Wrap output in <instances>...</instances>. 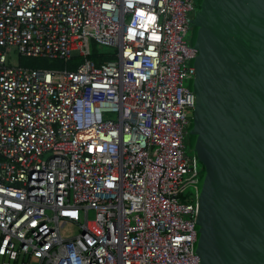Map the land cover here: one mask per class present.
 Masks as SVG:
<instances>
[{"label": "built area", "instance_id": "obj_1", "mask_svg": "<svg viewBox=\"0 0 264 264\" xmlns=\"http://www.w3.org/2000/svg\"><path fill=\"white\" fill-rule=\"evenodd\" d=\"M195 4L0 0V264L199 263Z\"/></svg>", "mask_w": 264, "mask_h": 264}, {"label": "water", "instance_id": "obj_2", "mask_svg": "<svg viewBox=\"0 0 264 264\" xmlns=\"http://www.w3.org/2000/svg\"><path fill=\"white\" fill-rule=\"evenodd\" d=\"M198 4L188 129L203 164L198 264H264V0Z\"/></svg>", "mask_w": 264, "mask_h": 264}, {"label": "rangeland", "instance_id": "obj_3", "mask_svg": "<svg viewBox=\"0 0 264 264\" xmlns=\"http://www.w3.org/2000/svg\"><path fill=\"white\" fill-rule=\"evenodd\" d=\"M196 3H199V0H196ZM198 7V6H197ZM197 10L195 11H190L189 12V18H194L197 15ZM192 36H193V28H190L189 31L187 32V34L185 35V40L192 45ZM88 46H89V51L90 53H93L94 51L98 52V53H114L115 49L112 46H106V45H100V44H94L92 41L87 40ZM9 58L10 60L13 62V64H18L19 62H21V58L19 57V54L17 53V51L12 48L11 51L9 52ZM25 60L29 59V58H24ZM192 64V60L190 62ZM60 65H64V63H59ZM194 77V76H193ZM185 78L184 84L186 86H188L190 88V83H191V79L193 78ZM190 126V120H189V124H188V128ZM185 144H186V149H185V153L186 155L193 159L194 151L192 149L191 146V141H190V135L187 134L185 137ZM196 169L199 173L202 172L203 170V164L197 159L196 163H195ZM188 176V175H185ZM199 178V176H198ZM182 194L184 197H188L189 200H193V196L196 194V190L193 187H188V188H184L182 190ZM193 203L196 204V201L193 200ZM63 233L68 234H74L77 233V230H75L74 228L71 227V225H67L64 229H63Z\"/></svg>", "mask_w": 264, "mask_h": 264}, {"label": "trees", "instance_id": "obj_4", "mask_svg": "<svg viewBox=\"0 0 264 264\" xmlns=\"http://www.w3.org/2000/svg\"><path fill=\"white\" fill-rule=\"evenodd\" d=\"M91 58L96 60L98 63H102L105 62L106 60L112 59L114 58V53H98L96 51H94L91 55ZM21 63L24 65H29V66H40V65H44L43 62L39 61L38 58H33L30 57L29 59L25 60L22 59Z\"/></svg>", "mask_w": 264, "mask_h": 264}, {"label": "flooded vegetation", "instance_id": "obj_5", "mask_svg": "<svg viewBox=\"0 0 264 264\" xmlns=\"http://www.w3.org/2000/svg\"><path fill=\"white\" fill-rule=\"evenodd\" d=\"M198 6V7H197ZM195 10H197V12L199 13V11H200V6H199V4H195V6H194V8H193V10L192 11H195ZM198 13H197V15L194 17V18H189V22H188V31H189V29L190 28H193V35H194V32H195V30H196V25H195V23H194V19L198 16ZM187 31V32H188ZM193 37V36H192ZM195 55V54H194ZM196 99V98H195ZM194 111V110H193ZM192 116H193V114H192ZM192 118V117H191ZM191 118L189 119V120H191ZM188 124H189V122H188ZM188 127H187V134H189L188 133ZM195 154V153H194ZM195 156V155H194ZM197 174L199 175V172L197 171ZM200 178V177H199ZM198 178V179H199Z\"/></svg>", "mask_w": 264, "mask_h": 264}]
</instances>
